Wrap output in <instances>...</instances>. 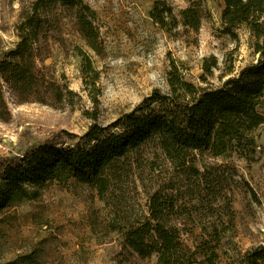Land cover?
<instances>
[{
    "label": "rangeland",
    "instance_id": "obj_1",
    "mask_svg": "<svg viewBox=\"0 0 264 264\" xmlns=\"http://www.w3.org/2000/svg\"><path fill=\"white\" fill-rule=\"evenodd\" d=\"M34 1L0 0V55L18 42L17 28ZM81 1L94 13L81 11L91 22L87 38L75 10L56 4L37 16L39 97L21 103L2 83L0 162L46 141L72 145L91 126L115 131L116 120L154 90L169 93L173 68L186 82L218 87L256 61L245 26L233 35L224 31L221 0H162L177 23L166 19L165 28L150 17L155 0ZM188 8L198 15L197 26L182 23ZM85 61L95 75L85 71ZM253 136V164L196 153L201 180L185 178L148 145L103 187L72 178L45 185L34 199L0 213V264H156L155 255L125 246L122 233L148 216L155 192L170 199L179 191L178 219L164 215V221L182 229L184 245L195 250L193 264L235 262L241 252L264 245V128Z\"/></svg>",
    "mask_w": 264,
    "mask_h": 264
},
{
    "label": "trees",
    "instance_id": "obj_2",
    "mask_svg": "<svg viewBox=\"0 0 264 264\" xmlns=\"http://www.w3.org/2000/svg\"><path fill=\"white\" fill-rule=\"evenodd\" d=\"M221 1L224 31L233 35L239 26L249 30L257 56L255 63L218 87L186 82L173 68L168 75L169 93L154 90L142 104L116 120L115 131L91 126L72 145L46 141L18 158L1 161L0 213L15 203L34 199L37 190L54 181L72 178L103 187L110 177L118 175L130 155L148 145L158 148L187 179L204 178L205 173L195 167L196 153L225 159L235 155L248 164L256 163L253 133L264 128V0ZM56 4L78 13L83 36L86 37V31L93 33L91 22L85 20L81 11H88L91 18L94 13L81 0H35L30 16H24L25 21L17 28L18 42L0 55V104H3L2 83L21 103L39 97L34 54L37 16ZM181 16L182 23L189 19L198 25L195 10H183ZM150 17L162 28L166 27V19L173 26L177 24L170 7L162 0H155ZM84 68L95 75L88 61L84 62ZM204 181L207 186L202 191L208 192L211 186ZM182 198L180 191L170 199L155 192L149 200L148 216L123 231L125 246L140 256L155 255L156 264H193L195 250L184 245L182 229L164 221V215L176 214L178 219L176 203ZM209 261L213 264L212 259ZM231 264H264V245L241 252Z\"/></svg>",
    "mask_w": 264,
    "mask_h": 264
}]
</instances>
